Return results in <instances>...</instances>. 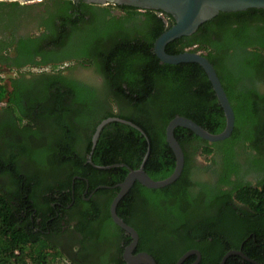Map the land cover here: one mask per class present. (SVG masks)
Listing matches in <instances>:
<instances>
[{
  "label": "trees",
  "instance_id": "1",
  "mask_svg": "<svg viewBox=\"0 0 264 264\" xmlns=\"http://www.w3.org/2000/svg\"><path fill=\"white\" fill-rule=\"evenodd\" d=\"M54 1H61L63 9L77 13L75 17L68 14L74 25L67 27L68 20L60 17L50 34L44 33L33 41L32 47L37 52L43 43L60 45L78 40L80 47L72 56L102 73L104 95L112 110L108 115L134 122L146 133L148 141L136 127L113 120L102 127L92 147L90 134H81L69 117L80 111V103L83 108L89 105L94 90L76 84L67 89L53 84L38 105L48 121L47 128L0 142V264H47L43 248L59 251L56 244L33 231L30 207L44 204L56 214L73 196L75 202L84 201L82 191L87 183L89 189L104 185L95 189L94 195L103 194L99 209L103 217L109 218V205L118 190L115 184L129 168L139 166L148 144L144 170L153 179L169 175L175 155L166 141L165 126L176 114L187 116L214 133L225 125L223 109L203 67L194 61L162 62L152 49L154 39L166 28L164 17L158 13L168 17L169 24L173 22L170 14L152 9L139 12L125 4ZM18 4L0 0V27L17 26L21 14ZM111 5L122 10L123 15L110 13L107 17ZM138 13L144 15L143 23H123ZM77 19L83 22L79 26L75 24ZM263 33L264 8L249 7L219 11L192 33L175 37L165 45L169 53L194 45V51L200 50L207 57L233 108L234 125L230 135L218 141H208L187 127L176 126L174 135L184 155L180 175L157 188L135 180L118 201L116 213L136 229L138 248L150 252L157 264H174L188 248L200 250L203 264L214 259L217 263L227 247L237 246L242 239L245 244L260 241L264 246L259 239L264 238V169L261 171L254 164L246 168L236 160L248 149L264 153V94L258 91L261 86L264 88ZM29 51L30 48L24 52L29 60L45 59ZM7 91L6 85L0 83V100ZM67 91L72 92V96L66 95L71 105L64 99ZM9 99L25 111L20 103ZM213 151L221 159V170H214L217 183L229 188L209 197L202 192L193 194L191 186L199 182L189 180L191 155L198 152L208 158ZM251 170L260 174L256 185L244 178ZM232 173L235 179L230 178ZM93 200L94 196L90 198ZM50 202L57 207L53 208ZM150 213L159 221H151L156 229L144 225ZM159 231L163 240L155 237ZM260 254L263 259L264 249ZM181 264H187V260Z\"/></svg>",
  "mask_w": 264,
  "mask_h": 264
},
{
  "label": "flooded vegetation",
  "instance_id": "2",
  "mask_svg": "<svg viewBox=\"0 0 264 264\" xmlns=\"http://www.w3.org/2000/svg\"><path fill=\"white\" fill-rule=\"evenodd\" d=\"M72 1L76 4L80 3L79 0ZM61 5V1L54 0H40V2L26 5L19 3L17 7L15 6L21 10L17 26L15 28L0 27V69L8 72L13 70V75H5L4 79L0 78V83L5 84L8 90L0 100V142H3L4 138L10 137L11 139H17L18 136L31 133V130L47 128L48 121H46L45 114L39 110L38 105L42 102V95L49 93L52 85L55 83L66 89L71 84H76L89 88L91 91L94 90V97H92L89 105L83 108V104L80 103V111L73 113V116L70 115L69 117L70 122L78 126V130L84 136L90 134L92 140L97 126L104 119L114 117L113 115H108L111 106L109 99L104 95L102 73L97 71L94 66L87 65V63L73 58L75 55L72 53L76 52L80 47L78 40L72 39L60 45H44L43 43L42 48L37 52L36 48L32 47L35 46L33 41L39 40L44 33L50 34L54 23H57L60 17L64 16L68 20L66 23L67 27L71 28L74 25L71 17H75L77 13L70 8L63 9ZM136 9L139 12L146 10L138 7ZM62 11H67V13L61 15L60 12ZM155 11L158 12L159 10ZM108 12H106L107 14L104 13L107 17L111 16L110 13L115 16L123 15V11L117 8V6L114 7L111 5ZM69 13L72 14L71 17L68 16ZM158 14L164 17L163 20L166 27L171 24H169L170 20H168V17H165L162 13ZM85 17L87 18L88 15L85 14ZM128 19H124L123 23L125 25L140 24L143 23L144 15L140 13L133 14V17ZM82 23L81 19H77L75 22L78 26ZM252 33L253 30L250 29L249 34ZM29 48L31 55L37 54L40 59H45L36 60L33 57L32 60H29V57L26 58L24 52L28 53ZM193 48L194 45L187 46L184 50L194 51ZM197 51L201 52L200 50ZM77 67L81 69L85 67V74L78 75L76 73ZM247 85L250 84L247 83ZM258 91L264 94V88L262 86ZM64 95L65 102L71 105L70 98L69 96L66 98V95L72 96V92L67 91ZM11 97L14 101L20 103L25 111L22 112L19 110L16 104L14 105L10 101L9 98ZM80 112L82 113V117L78 119ZM113 120L116 119H109L104 122L98 130V135L102 127ZM215 151L211 152L208 158L204 160L198 158V154H200L198 152L191 155L189 180L199 182L197 185L192 184L191 192L193 194H201L202 192L201 195L209 197L214 192L218 193L220 189L229 188L227 185L217 183L218 175L214 174V170H221V159L217 154L218 152ZM247 151L248 153L237 157V163H240L246 168L254 164L262 171L264 169V153L257 154L258 152L253 149H248ZM86 157L87 161H90L89 153L86 154ZM246 168L244 169L245 171ZM259 176L258 171L251 170L249 173H245L244 178L252 181L256 185L255 183ZM230 178L235 179L234 173L231 174ZM99 187L96 186L94 189H89L87 183L82 191L84 201L75 202L73 196L70 203L64 204V206L56 210V214H52L44 204L37 207H30L32 210L29 216L32 221L33 231L56 244L57 249H59L57 251L60 254L56 255L53 260L50 261L47 258L48 256H46L45 260L47 264H145L130 263L125 258V247L131 240L130 233L113 222L110 212V220L101 215L99 208L102 206L103 194L98 196L94 195L95 189ZM71 191L75 193L74 189ZM76 193L78 194L77 191ZM92 196H94V200L91 202L90 198ZM234 202L239 203L237 200ZM50 204H52L53 208L57 207L54 202H50ZM59 205L63 204L59 202ZM98 205L99 207H97ZM105 214L106 212L104 216ZM91 215H93V218L90 217ZM155 216L152 213L149 214L148 219L143 221L145 227L156 229L155 224L152 222L159 221ZM170 216L175 218L173 214ZM88 219L90 221H87ZM117 226L121 229L117 228ZM155 237L163 240L164 235L159 231ZM208 238L212 237L208 236ZM259 239L264 241L262 236ZM244 241L246 240L242 239L237 246L227 247L221 253L219 259H217V263L216 259H214L208 260L203 264H221V260L229 251L234 252L225 256L223 264H264V258L262 259L260 254L264 249L261 242L256 241L245 244ZM190 249L197 250L198 253H190L185 258L187 264H201L202 255L200 250L198 248H188V250ZM140 251L146 250L138 248L137 239L131 253L136 254ZM41 264H45L44 261Z\"/></svg>",
  "mask_w": 264,
  "mask_h": 264
},
{
  "label": "water",
  "instance_id": "3",
  "mask_svg": "<svg viewBox=\"0 0 264 264\" xmlns=\"http://www.w3.org/2000/svg\"><path fill=\"white\" fill-rule=\"evenodd\" d=\"M6 1H18L19 3L32 2L36 0H6ZM88 3L95 4H125L132 5L142 9H154L161 10L167 14H170L174 21L168 25L154 40L153 42V51L156 56L162 62L167 63H178L181 61H194L198 62L203 69L205 70L208 79L212 84V88L218 99L224 113L225 125L223 129L219 132H210L208 129L201 126L199 123L193 119L176 114L173 116L165 126V138L169 146L174 152L175 155V165L173 170L169 175L161 179H153L145 170L144 162L147 158L149 151V144L147 150L143 155V158L137 168H129L128 172L124 178L115 184L118 186V190L113 196L110 205L109 212L110 216L117 225L125 229L130 233L131 240L126 245L124 255L127 261L130 263H145V264H156L153 256L147 251H140L136 254H132L131 250L134 248L137 239L138 233L136 229L126 223L117 213L116 206L120 198L129 190L131 185L138 180L143 185L147 187H162L171 182H173L181 173L183 164H184V155L181 145L174 135V128L176 126H184L192 130L195 134L199 135L201 138H204L208 141H218L226 138L230 135L233 125H234V112L230 104V101L223 89V86L220 82V79L212 65V63L207 59V57L198 52L192 50H183L177 53H169L165 50V45L168 41L178 37L180 35H186L192 33L198 25L213 17L219 11H233L241 10L249 7L264 8V0H82ZM109 119H116L121 122H125L129 125L136 127L141 133L145 136L148 141V136L143 131V129L135 124L134 122L120 118L117 116L110 117ZM107 119H104L98 126L92 138V147L97 139L98 130L100 126L106 122ZM123 164V163H115ZM111 164V165H115ZM110 165H99L98 167H109ZM104 186V185H99ZM98 186V187H99ZM192 252L198 253L197 250H187L182 255H180L174 264H181L182 261ZM234 252L229 251L227 254ZM226 254V255H227ZM225 255V256H226ZM221 260V264L224 263V259Z\"/></svg>",
  "mask_w": 264,
  "mask_h": 264
},
{
  "label": "rangeland",
  "instance_id": "4",
  "mask_svg": "<svg viewBox=\"0 0 264 264\" xmlns=\"http://www.w3.org/2000/svg\"><path fill=\"white\" fill-rule=\"evenodd\" d=\"M6 1V0H5ZM36 2H40V0H36V1H32V2H24L23 4L24 5H26V4H33V3H36ZM27 9H30V8H27ZM24 14V13H23ZM77 70H76V73L78 74V75H84L85 74V72H86V69H85V67L83 68V69H81L80 67H77L76 68ZM13 71V70H12ZM12 71H6V70H4V69H0V78L1 79H4V76L5 75H7V76H9V75H13V72ZM198 158H200V159H202V160H204V159H206L207 157H205L203 154H198ZM38 249H40L39 247H38ZM43 253L45 254V255H47V256H49V257H52L53 259H54V257L56 256V255H58L59 253H58V251H56V249H52V248H43ZM64 262V261H63Z\"/></svg>",
  "mask_w": 264,
  "mask_h": 264
}]
</instances>
